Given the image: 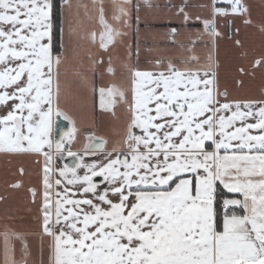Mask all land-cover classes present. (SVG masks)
Here are the masks:
<instances>
[{
    "label": "snow or ice",
    "instance_id": "1",
    "mask_svg": "<svg viewBox=\"0 0 264 264\" xmlns=\"http://www.w3.org/2000/svg\"><path fill=\"white\" fill-rule=\"evenodd\" d=\"M231 3L232 13L246 10L240 0H231ZM51 11L49 0H0V64H6L8 59L25 61L15 68L0 69V86L17 85L11 95L0 93V103L18 99L20 103L15 104V110H28L26 117H18L13 110L0 119L4 124L0 128L2 150H20L24 141L34 151H40L45 144L51 147L54 117L68 118L53 105L52 70L60 58H54L51 51L52 25L48 22ZM22 14L26 19H20ZM120 14L126 15L123 7ZM216 14L227 15L228 11L215 8ZM115 19L119 20L120 16ZM100 20L106 29L102 38L106 35L111 41L114 35L120 34L107 24L102 10ZM203 23L218 35L214 20ZM5 25H11L12 30L5 31ZM23 29H29L30 35L23 34ZM44 37H48L49 43H41ZM17 44L21 45L19 49ZM167 71L168 74L162 71L156 76L150 72L134 73L137 114L127 137L130 160L127 153L119 152L105 165H85L88 172L83 176L76 172L79 165L60 170L61 176L71 173L68 184H86L84 193L95 196L97 184L93 183V177H103L110 187L96 197L99 203L66 196L55 201L54 225L61 226L55 236L57 264H264V107L259 109V123L228 132L226 128L252 113L239 111L237 104V111L230 117H216L217 112L229 110L230 105L214 107L218 102L213 88L209 87L213 84L211 79L200 80L191 72L186 76L171 64ZM25 73L26 84L21 86L19 82ZM145 80L154 85L147 92L143 90ZM201 84L202 91L197 87ZM161 87L163 90L158 92ZM181 87L183 91L179 90ZM26 96L31 102H26ZM153 103L154 109L149 107ZM153 111L155 116L150 115ZM206 113L211 114L206 116ZM165 117L172 119L164 120ZM157 119L164 123H153ZM25 123L27 134L22 131ZM134 127H139L146 136L133 133ZM165 127L170 130L164 131L161 139L157 133ZM150 128L156 132L149 131ZM249 129H259L261 134L252 135ZM184 131L186 134L180 142L173 143V138L180 137ZM74 133L73 128L65 135L71 140ZM205 141L211 142L212 150L205 147ZM153 143L155 148L150 147ZM141 145L144 152L140 151ZM102 147L103 142L92 145L94 150ZM63 148V140L57 141V151ZM45 155L51 160L49 154ZM68 155L75 154L69 151ZM49 171L45 169L44 230L53 234L49 227L53 223L52 202L47 191ZM117 182L118 187L114 186ZM220 186L227 190L226 194L221 193ZM109 193L118 196L119 202L109 199ZM236 194H242L243 198H235ZM65 204L72 207L65 208ZM82 204L93 211H84L79 207ZM236 206L245 214H237ZM65 211L67 215H63ZM221 212L223 230L218 231ZM65 224L69 232L63 230Z\"/></svg>",
    "mask_w": 264,
    "mask_h": 264
},
{
    "label": "crops",
    "instance_id": "2",
    "mask_svg": "<svg viewBox=\"0 0 264 264\" xmlns=\"http://www.w3.org/2000/svg\"><path fill=\"white\" fill-rule=\"evenodd\" d=\"M49 2L52 4L48 21L52 25L51 51L54 58H60L59 64H54L52 70L53 105L67 115V119L61 116L70 123L68 133L73 128L75 133L71 140L64 136L61 151H57L51 134L52 146L45 144L40 151L29 148L27 141L17 151L0 149V264H57L55 236L61 226L54 225L55 201L66 196L67 199H92L94 203H99L96 197L110 187L103 177L101 183L93 181L97 184L94 196L83 192L86 184H68L71 173L61 176L60 170L65 168L64 158L69 151L79 157L76 172L80 176L88 172L85 165H105L119 152L127 153L130 160L127 137L129 126L137 114L134 106L135 71L150 72L153 76L162 71L168 74L171 64L184 71L186 76L191 72L200 80L211 79L213 84L209 87L213 88L218 102L214 107L220 108L225 103L230 105L229 110L217 112L216 117H230L237 111V104L239 111L252 113L226 128L228 132L259 123V109L264 107V0H240L246 10L239 13L231 12V0H62L58 50L53 44L54 0ZM120 7L125 9L126 15L121 16ZM215 8H224L228 14L214 15ZM101 10L107 24L120 33L114 35L111 41L106 35L102 38L106 29L100 20ZM116 16L120 19H115ZM20 19H26V16L22 14ZM205 20L215 21L218 35L205 28ZM4 30H12V26L5 25ZM22 32L30 35L29 29ZM41 43H49L48 37H44ZM105 43L107 47L102 46ZM16 47L19 49L21 45ZM22 62L25 61L8 59L6 64H0V69L6 66L15 68ZM26 80L27 73L21 78L20 85L26 84ZM153 86L145 80L143 90L147 92ZM16 87L0 86V93L11 95ZM197 87L201 91L204 88L202 84ZM162 90V87L157 89L158 92ZM25 99L31 102L29 96ZM17 103H20L18 99L0 103V119L15 110ZM249 104L251 107H248ZM149 107L154 109L155 103ZM15 111L18 117H26L28 112L27 109ZM210 114L206 113V116ZM150 115L155 116V111ZM164 120L157 119L153 123H164ZM3 127L0 122V128ZM167 130L170 129L165 127L157 135L163 139L162 133ZM22 131L27 134L26 123ZM149 131L155 133L156 129L150 128ZM132 132L146 136L139 127L132 128ZM249 132L252 135L261 134L259 129H249ZM185 134L186 131L180 137H174L173 143H179ZM196 134H199L198 130ZM220 138L217 131L216 139ZM93 139L102 140L103 147L90 152L89 145ZM210 144V141H205L206 148ZM150 147L155 148V144ZM140 151H145L143 145ZM46 153L51 160L46 158ZM46 168L50 170L47 191L52 202L53 223L49 227L53 234L44 230ZM120 171L124 169L120 167ZM251 179L258 180L260 177ZM57 180L61 183L57 184ZM114 186L118 187L119 182ZM109 199L119 202V197L111 193ZM64 207L72 205L65 204ZM79 207L86 212L93 211L88 205ZM101 207L109 206L101 204ZM63 230L70 231L66 224ZM72 234L77 238V234Z\"/></svg>",
    "mask_w": 264,
    "mask_h": 264
},
{
    "label": "water",
    "instance_id": "3",
    "mask_svg": "<svg viewBox=\"0 0 264 264\" xmlns=\"http://www.w3.org/2000/svg\"><path fill=\"white\" fill-rule=\"evenodd\" d=\"M70 130V123L68 120L64 119L61 115L60 116H55V123L53 125V130L51 132V138L53 140L54 143H57V141H60L63 139V137L65 136V133H68ZM102 142V140L100 139H93L91 141V144L89 145V151L90 152H95L98 150H94L92 148V145L94 143H100ZM101 149V148H100ZM99 149V150H100ZM77 158L76 156H67L64 158V163L65 166L67 167H73V166H77ZM103 180L102 177H95L94 178V182L95 183H101Z\"/></svg>",
    "mask_w": 264,
    "mask_h": 264
},
{
    "label": "trees",
    "instance_id": "4",
    "mask_svg": "<svg viewBox=\"0 0 264 264\" xmlns=\"http://www.w3.org/2000/svg\"><path fill=\"white\" fill-rule=\"evenodd\" d=\"M61 5H62V0H54V3H53V44H54L55 50H58L60 47ZM219 190L221 191V193H224V194L227 193V191L224 190L222 186L219 187ZM222 198L223 197H220V199ZM235 198L242 199V195L236 194ZM236 211H237V214H240V215L245 214V212L241 210L239 206H236ZM222 223H223V212H221L220 214V223L217 227L218 231H221Z\"/></svg>",
    "mask_w": 264,
    "mask_h": 264
},
{
    "label": "flooded vegetation",
    "instance_id": "5",
    "mask_svg": "<svg viewBox=\"0 0 264 264\" xmlns=\"http://www.w3.org/2000/svg\"><path fill=\"white\" fill-rule=\"evenodd\" d=\"M64 138V137H63ZM63 140V139H62ZM56 144V143H55ZM67 156H69V155H67ZM67 156H65V157H67ZM76 156V158H77V161L79 162V157L77 156V155H75ZM78 162H77V165H78Z\"/></svg>",
    "mask_w": 264,
    "mask_h": 264
}]
</instances>
